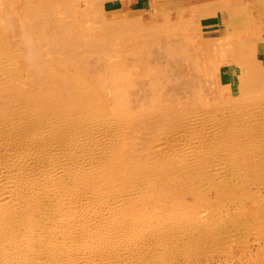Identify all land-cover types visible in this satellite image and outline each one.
I'll use <instances>...</instances> for the list:
<instances>
[{
  "label": "bare ground",
  "instance_id": "1",
  "mask_svg": "<svg viewBox=\"0 0 264 264\" xmlns=\"http://www.w3.org/2000/svg\"><path fill=\"white\" fill-rule=\"evenodd\" d=\"M130 1L0 0V264H264V0Z\"/></svg>",
  "mask_w": 264,
  "mask_h": 264
},
{
  "label": "rangeland",
  "instance_id": "2",
  "mask_svg": "<svg viewBox=\"0 0 264 264\" xmlns=\"http://www.w3.org/2000/svg\"><path fill=\"white\" fill-rule=\"evenodd\" d=\"M115 7V8H114ZM115 9V10H114ZM116 5H114V3L112 4V9L110 8V10H113V11H118L116 10ZM145 9H150V0H131L130 3H128L127 5V8L126 10H141V11H135L133 14H141V13H144L145 12ZM147 18H149V15L147 14ZM219 21V18L218 16H215V14H212L208 17H205L204 19H202L201 21V27L203 30L205 31H209L211 27L213 26H217L218 24V21ZM264 51V47H262L260 49V52L262 53ZM261 55V54H260ZM222 74H223V81L224 83H227V82H231L232 80H234L232 77H229L227 76L226 72L228 71V68L227 67H224L223 70H222ZM234 85L237 84V78H235L234 80ZM237 89V88H235ZM237 93V90L235 91ZM255 151L252 152V155L254 156L255 155ZM254 157H257L256 155ZM258 159V158H257ZM264 164V159H261V165ZM263 168H261L260 170H258V174L260 176L263 177V183H264V165H262ZM263 171V172H262ZM256 172V173H257ZM261 172V173H259ZM260 216L263 217L262 218V223L264 224V211L260 212ZM257 251V246L255 245L254 247V251ZM218 264V263H217ZM227 264H242L239 262V260H237V263H234L233 261H230L229 263Z\"/></svg>",
  "mask_w": 264,
  "mask_h": 264
},
{
  "label": "crops",
  "instance_id": "3",
  "mask_svg": "<svg viewBox=\"0 0 264 264\" xmlns=\"http://www.w3.org/2000/svg\"><path fill=\"white\" fill-rule=\"evenodd\" d=\"M261 55H264V51L261 53ZM226 74H227V76L232 77V76H231V72H229V69H228V71L226 72ZM232 78H233V77H232Z\"/></svg>",
  "mask_w": 264,
  "mask_h": 264
}]
</instances>
